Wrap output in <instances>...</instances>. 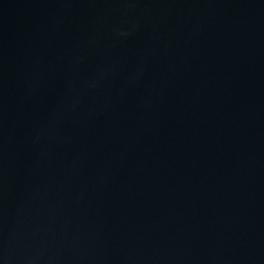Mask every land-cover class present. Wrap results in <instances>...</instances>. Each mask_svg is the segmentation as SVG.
I'll list each match as a JSON object with an SVG mask.
<instances>
[{"label":"water","instance_id":"obj_1","mask_svg":"<svg viewBox=\"0 0 264 264\" xmlns=\"http://www.w3.org/2000/svg\"><path fill=\"white\" fill-rule=\"evenodd\" d=\"M0 264H264V0H0Z\"/></svg>","mask_w":264,"mask_h":264}]
</instances>
